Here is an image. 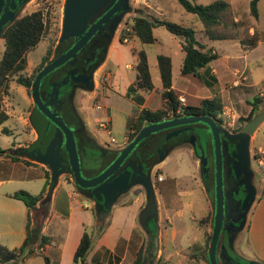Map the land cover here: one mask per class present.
<instances>
[{
	"label": "rangeland",
	"instance_id": "374dc122",
	"mask_svg": "<svg viewBox=\"0 0 264 264\" xmlns=\"http://www.w3.org/2000/svg\"><path fill=\"white\" fill-rule=\"evenodd\" d=\"M190 1L208 4L215 0ZM226 1L228 2V7L222 14L223 23L216 27L218 32H226L225 34L230 35V33H232V28L230 26L231 22L240 21L244 22L245 25L241 27V33H244L245 30L251 33L255 29L259 32L262 41H264V0H259L257 3V20L249 13L250 0ZM63 2L64 0H32L24 6L21 12V15H23L35 10H42L45 30L36 48L26 54L24 67L14 74H9L7 83L3 84L0 88V112H4L7 115L5 121L0 124V147L7 149L10 155L18 154L16 150L18 149V147H16L18 146L17 144L22 146L26 145V147H28L38 137V132L36 128L33 127L31 119L35 108L31 99L30 87L27 88L21 85L18 78H26L35 74L37 70L42 67L44 61H48V58L52 55L61 33ZM130 5L135 11L125 13L120 25L115 30L112 38L114 39L113 48L110 50L108 58L106 55L107 64L105 63V58L97 68L96 73H94L96 86L99 84L98 89L104 90L103 95L105 97L101 95L103 96L102 101H104L105 98L109 100L106 114L110 118L109 125L111 135L115 138L116 143L110 142V136L104 129H97L98 140L114 148L117 144L119 145L122 142V137L126 133L127 137H131L135 132L137 128L136 119L139 115L140 108L146 107L151 111L164 109L165 106L163 107L160 102L161 91L163 89L159 91L161 82L157 66L158 54L170 56L172 62V82L175 86L185 90L187 85H192L197 96H212L210 98L221 103L222 111L225 110L226 117H223L224 115L222 114L219 116L221 118L220 124L225 129L232 131L237 129L242 122L237 119L235 123L231 125L228 119L229 102L233 96L235 97L236 93L230 90V84L232 82L228 81V76L225 74L224 68H228V57L236 58L242 56L244 51H242L243 49L240 47L239 43H237L238 40L226 38L224 40L213 41V45L219 57L215 60L212 67H207L200 71L204 74V78L209 80L210 84L201 80H189L190 78L188 79V84H186L187 79L180 75V68L184 57V51L179 47L181 39L171 34L165 27L158 26L153 29L155 41L153 43H142L137 40L133 34L129 35L130 32H132L131 22L135 16L140 14L164 18L192 27L196 30V36L199 41L205 42L206 36L204 35V30L198 16L186 11L178 0H130ZM228 25L230 27H228ZM127 32H129V34ZM122 34H125L126 37L121 42L120 36ZM3 49L4 44L3 40H1L0 58L2 57ZM49 49L51 53L47 55ZM141 49L144 50L147 55L154 88L148 92L140 91L144 98H146V103L143 102L141 106H138L126 96V90L135 78V51ZM260 52L261 50L257 49L249 58L260 54ZM44 58L46 59L44 60ZM211 70H215L220 77L219 82H217V80L213 81L210 77H207V74L211 75ZM249 71H251L254 77L253 79H249L253 82L258 79H264V60L258 59L257 62L250 64L247 74ZM241 86L245 87L244 85ZM261 86H264V81L263 83L260 82L259 85H253V88L254 90H258ZM249 93L250 92L245 91L244 94L248 95ZM255 97H257L256 93L254 97L250 98L249 102ZM73 98L74 108L71 110L70 106L67 104L64 109L68 116L67 121H71L70 116L78 117L82 115L79 108L86 106L90 109L88 106V96L86 94L75 92ZM36 116L40 118V116ZM168 116H171V114L169 113ZM102 119L105 120V116H103ZM193 125L197 126V131L199 129L206 131L209 136L208 140L210 139L208 144L203 147L202 141H204V136L198 135L199 137H196L193 134L197 148H204V153L208 160L207 166L210 175L208 184L207 182H202L203 179L201 177L203 174L200 173L198 162H196L197 158L188 147H179L172 152L161 169L165 181L160 182L157 180L156 175L161 172L159 169L155 172V176H151L157 200L156 207L158 214L156 221L158 227L155 226L156 223L152 227L151 219H147L148 229L152 227L154 230H149V234L144 231L139 221V213L144 207L143 205L138 213L137 227L133 231L134 237L130 239V243L122 239V242L127 244L128 256L122 264H127L129 257L133 255V251L137 247V242L142 232L145 234L142 244V264H147L148 261H150V264H208L207 248L209 240H207V237L212 231L214 209V154L209 129H204L201 123H194ZM3 127H6L10 132H2L1 129ZM259 132L257 143H259V141L263 143L264 123L259 127ZM59 135V132L53 128L50 137L53 136V138H57ZM180 139L181 137L179 140ZM225 140L226 139L222 140L223 153L227 151L225 149ZM183 144L189 146L188 143ZM233 150H235V147ZM63 151L65 152V150ZM111 154L100 159L101 161H99L98 164L100 165L103 164L104 161H107L108 158L111 157ZM19 156L18 160L11 161L12 159L9 157L7 162L3 161L0 163V179H5L4 183L0 186V245L6 246L7 248H10V246L17 247L21 244L25 235V225L29 214L28 208L23 201L9 197V194L18 190H25L36 195L41 191L43 184L38 174L44 171L42 168L45 166L33 157L27 155ZM99 165L98 167H100ZM49 173H51L50 169ZM82 173L84 176L91 174V167H83ZM28 174L30 175L28 176ZM240 175H247V173L245 171ZM50 179L49 184L51 181ZM65 180L70 182L73 181L71 172L63 171L59 175V182L54 185V190H52L53 193H51L52 199H49L50 203L47 202L48 200L41 201V207L38 210L33 209L34 211L32 215H30V220H32L31 223L33 224L34 222L33 225L35 226H41L42 219L45 216L47 217L48 225L46 226V230H44L45 232L42 233L52 236V243L55 246L57 245L63 248L62 256L61 258L58 254L53 256L54 251H52L49 261H46L45 254L41 252V254L36 255L34 261L29 264H56L58 260L62 261L63 264H74L73 251L78 245L82 233L85 231L92 236L93 245L101 232L107 227V218L112 208L110 210H106L105 208V211H98V207L95 205H93L92 209L87 208L84 205L91 204V200L87 198L83 199V201L78 199L79 203H70L69 189H73V187ZM254 185L258 190L256 194L257 199L258 195L263 196L264 194V174L260 176L257 174L254 179ZM48 187L49 185L46 186L49 191ZM141 187L138 188L145 197L144 190L141 189ZM126 193L120 194L113 205L120 202L119 199ZM45 194L47 195V192ZM44 197L45 195L43 198ZM74 197L77 198V195H74ZM159 201H161V204ZM38 215L40 216L38 217ZM168 217L171 218V221L168 220ZM157 228L162 232V252L159 258L156 257L158 252L155 251L159 236L156 234L157 239L155 240L153 233L157 231ZM166 229H168L169 233L174 232L175 234V239L167 243L168 247L165 245L166 236L164 234ZM238 234L235 236V241H233V247L234 243H237ZM243 234V236H246L247 231ZM219 243L217 260L219 264H222L218 254L220 250ZM229 249H231V247ZM226 254L228 255L229 252ZM227 257L228 264H234V260L229 256Z\"/></svg>",
	"mask_w": 264,
	"mask_h": 264
},
{
	"label": "trees",
	"instance_id": "16d2710c",
	"mask_svg": "<svg viewBox=\"0 0 264 264\" xmlns=\"http://www.w3.org/2000/svg\"><path fill=\"white\" fill-rule=\"evenodd\" d=\"M258 1L259 0L249 1V13L256 20L258 19ZM178 2L184 7L186 11L198 16V19L200 20L204 30V35L209 40H223L226 38L237 39L241 48L245 52L250 51L258 45L260 41V34L257 30L254 29V31L251 33L248 30H245L244 33H241L240 29L242 26H245L244 22L232 21L230 24L232 33H230V35L225 34L226 32H218L216 27L223 23L222 14L228 7V2L226 0H215L208 4H200L197 2H192L190 0H178ZM158 26L165 27L166 30H168L171 34L181 39V48L184 51V57L180 68V75L198 79V81L201 80L210 84L209 80H206V78H204L205 76L200 72V69L206 67L210 62L217 59L219 57V54L213 49V47H207L206 44L199 41L196 36V30H194L192 27L179 24L164 18L147 15L145 16L140 14L135 16L131 22L132 32H130V34L129 32L127 33L129 35L133 34V36L142 43H153L155 41L153 29ZM230 26L228 25V27ZM44 30L45 21L43 17V11L39 9L20 16L19 18L14 20L12 25L5 31L3 36L4 49L2 57L0 58V88L3 84L7 83L9 74H14L24 67L26 54L36 48V46L42 39ZM125 37V34H122L120 36V41L122 42ZM50 52L51 50L49 49L47 55H49ZM135 54V78L133 82L127 87L126 96L139 106L144 102V96L143 94H141V92H148L152 90L153 83L151 80L147 55L145 51L142 49L137 50L135 51ZM45 59L46 58H44V60ZM157 66L161 86L163 89L161 91L160 102L162 103L163 107H165L163 110L158 109L154 111H151L146 107L140 108L139 115L136 119V131L142 125H145L148 122H155L163 118H169L172 116H180L183 113H204L212 116L215 120L216 115L220 116L222 111L221 103L212 98H199L190 94H186L184 98L185 103L181 104L179 100V95L181 94V92L172 87V62L170 56L158 54ZM35 74L26 78L19 77L18 81L21 85L28 88L31 86V82L34 79ZM207 77H210V79L213 81L216 80L213 75L207 74ZM189 90L191 91L192 89ZM260 102V97L257 96L253 98V100L250 102L251 110L249 114L245 117H240L239 120H250L254 116V114L260 111ZM169 113L171 114V116H168ZM36 115L40 116V118H38ZM6 118L7 115L4 112H0V124L4 122ZM31 119L33 127H35L38 132V140L34 141L28 147H21L16 150L19 155H27L29 157L35 158L39 151H43V146L46 145L48 131L45 128V118L36 108ZM1 131L4 133L10 132L6 127H3ZM135 132L131 135V137L134 136ZM40 141H43V143H41ZM35 146L36 148L34 149ZM153 151V148L148 149L147 155H149V153L151 152L153 155ZM18 154L10 155L7 149H3L0 147V156H5L8 158L10 157L12 161L19 159L20 156ZM152 158H150L152 160L151 163H154ZM61 163L65 166L64 171L71 172L66 153L63 154ZM49 174V170H45L44 177L46 178V180L40 194L33 195L28 191L18 190L9 194V197L23 201V203L28 208V211L34 209L37 202L42 198L47 184H49ZM72 182L77 192L87 195V197H91L88 194V189L81 188L76 185L74 181ZM53 187L54 186L51 185L50 190L46 195L47 198H45V200L49 199V195ZM30 221V214H28V219L25 226L26 236L19 247L8 249L7 247L0 245V263L16 261L20 258L23 259L29 257L36 250H39L45 243L48 242L49 237L40 234V226H31ZM210 236L211 233L208 234L207 240H210ZM92 242V236L84 231L73 255V262L75 264H87L86 258L88 253L92 249ZM142 247L143 246L141 245L137 250L135 258L131 264H142ZM147 264H150V261H148Z\"/></svg>",
	"mask_w": 264,
	"mask_h": 264
},
{
	"label": "water",
	"instance_id": "95a60500",
	"mask_svg": "<svg viewBox=\"0 0 264 264\" xmlns=\"http://www.w3.org/2000/svg\"><path fill=\"white\" fill-rule=\"evenodd\" d=\"M79 1V0H78ZM81 1V0H80ZM106 0H82L85 4V8L77 9L76 12L73 7L76 4V0H66L64 8V24L61 30L60 40L74 35L80 34L81 30L85 29L79 21H72L73 18L81 19V17H86L88 14L93 12L96 7L100 4L105 3ZM124 0H119L116 5H114L110 10H108L103 16L98 20V24L89 27L86 35L80 38L70 49L66 52L60 54L52 61L44 65L34 76L33 81L30 86V94L35 108L42 114L45 118V128L48 131V136L46 138V145L43 146V151L36 155V160L50 167L51 169V185L56 183V180L60 173L65 170V166L61 163L62 156L60 155L59 147L63 146L69 168L73 177V181L76 185L81 188L92 190V198L94 199L95 206L98 207V211H105L111 209L113 203L117 197L123 193L128 192L133 186L140 185L144 189L145 204L139 213V221L144 231L149 234V229L147 227V219H157V207H156V197L154 191V185L150 176V169L146 171L142 170V165L137 164L135 160L130 158V153L134 147L143 139L149 138L153 133L160 131L162 129L175 127L183 124H190L195 122H202L207 125L212 136V146L214 154V213L212 222V231L207 248V259L208 264H219L217 260V249L220 240V234L223 229V219H224V193H223V160H222V139H221V127L217 124V121L210 115L207 114H189L182 116H172L164 120L148 122L143 125L134 138L124 145L121 149L114 150L111 157L100 167L104 169L97 175L92 177H85L81 172V165L79 154L76 146V139L74 137L73 130L68 126L64 119L55 111L52 110L48 103L44 101L40 92V82L41 79L46 76L53 69L59 67L67 60L72 58L78 49L82 47L86 39L92 34L95 27L101 25L107 18V16L118 9V4H121ZM79 29V30H77ZM87 37V38H86ZM264 118V110L254 114V116L246 121L240 130L233 133L232 138L234 141L235 150L233 153L234 162L230 167V171L238 176L246 171L247 180L245 181L246 188L248 189V195L244 199L243 208L248 209L249 205L252 203L256 195V187L254 185V179L257 173L253 170L251 166L252 158L250 156V138L256 131L259 124ZM52 123L49 127V123ZM59 132V137H50L52 134V129ZM180 131V130H179ZM178 132V131H177ZM156 138H150L143 144L142 151H146L153 148V161L155 164L159 162L163 157V152L156 149L157 145ZM179 144L188 143L192 146L194 153L199 159L200 173L205 176L208 175V161L204 154L202 148H197L195 143L194 135L187 133L185 137H181L178 141ZM115 152V153H114ZM114 153V154H113ZM144 154V153H143ZM112 155L115 157L112 160ZM104 158V157H103ZM102 158V159H103ZM101 161V160H100ZM111 161L109 164L108 162ZM101 163V162H100ZM38 210V209H37ZM243 224H238L241 229ZM155 240L157 239V231H154ZM234 238V237H233ZM233 238L229 239L230 247L228 256L234 260V264H262L255 260L246 259L240 257L236 254L233 248ZM157 242V241H156ZM157 246V245H156ZM156 251V250H155Z\"/></svg>",
	"mask_w": 264,
	"mask_h": 264
},
{
	"label": "flooded vegetation",
	"instance_id": "af4514ba",
	"mask_svg": "<svg viewBox=\"0 0 264 264\" xmlns=\"http://www.w3.org/2000/svg\"><path fill=\"white\" fill-rule=\"evenodd\" d=\"M30 1L32 0H0V41L3 40L5 31L12 25L14 20L22 16L21 12L23 11L24 6L28 4ZM117 2H119V0H106L105 3H102L100 4V6L93 9L94 11L88 14L85 18L84 17H81V19L73 18L72 21L74 20L77 22L79 21L83 26H85V29L81 30L80 34H74L68 36L63 40H60L61 37V33H60L59 39L53 49L52 55L48 58V61L46 62L44 61L42 67L47 63H49L50 61H52L57 56H59L60 54L70 49L80 38L86 35V32L88 31L89 27L98 24L97 22L100 19V17L103 16L108 10H110V8L116 5ZM65 4H66V0H64L63 2L61 30L65 20L64 17ZM76 4L77 5L73 7V10H75L74 12H76L77 9L80 10L81 8L86 7L85 4H83L82 0L81 1L76 0ZM117 6L118 9L115 10L113 13L109 14L106 20L98 27H95V29L92 31V34L88 38L86 37L87 38L86 41L84 42L82 47L77 50V52L72 58L67 60L59 67L53 69L46 76H44L40 82L39 89L44 101L48 103L49 107L52 110H55L60 116H62L64 118L65 123L68 126H70L73 130L74 137L76 139L78 154L81 159L80 161L81 172L83 170V167L85 168L91 167L92 173L88 174L85 177H92L99 174L104 168L98 167L99 165L98 162L103 157L105 156L107 157L109 153L113 152L115 149L109 144L106 143L98 144L95 141L90 131L86 127L82 115H79L78 117L70 116L71 121H67L68 116L66 115L64 109L67 104L70 106L71 110L74 108L73 96L75 92H82V94H86L88 96L89 108H93V106L97 108L100 107L99 101L104 96L103 95L104 90L102 91L100 88L98 89L99 84L96 86L95 84L96 78L94 73H96L97 68L106 58L109 44L114 36V32L117 29V27L120 25L125 13H128L130 11H135V9L134 8L132 9L130 5V0H124L121 4H118ZM39 70H37V72ZM182 115H189V113H183ZM164 119L166 118H163L161 120ZM216 121L217 124L220 127H222L221 129H223L221 130L220 135L222 140L226 139L225 149L227 150L224 151V153L222 151V160H224L223 170H222L223 193H224V219H223V229L220 234V240H219L220 250L218 254L222 264H228L229 263L227 257L228 255L226 253H228V250L230 248L229 239L231 238V236L232 238L233 237L235 238V236H237L239 231L242 230V228L246 227L252 205L255 202L257 195H255L248 209L243 208L244 199L248 195V189L246 188L245 185V181L247 180V175L235 176L233 172L230 171V167L234 162L233 149L235 146L233 142L234 140L232 138L228 139V137L232 136L233 133L239 131L240 127L242 126V123L238 126L237 129L232 131L229 129H225L220 124L221 118L219 117V115H216ZM195 123H201V125L204 126V129L208 128L207 125L202 122H195ZM193 124L194 123L178 125L175 127L162 129L160 131L153 133L149 138L141 140L134 147V149L129 155L130 158L135 160L137 164L140 163L142 165V170L146 171L149 168L150 176L153 175L155 176V172L152 171V167L154 164L151 163L152 160L150 159L153 156L152 152L149 153V155H147L148 154L147 150L141 152L140 150L142 149L143 144H145L146 141L150 138L152 139L156 138L157 139L156 142L158 141L157 143H155L157 145L156 149L158 150L160 149L163 152L162 159L166 157L173 149L178 147L179 138L185 137L187 133L194 134L196 137L198 135L200 136L203 135L204 141H202L201 139L200 140L202 141L204 147L210 141V139L208 140L209 136L206 131H203L201 129L197 131L196 130L198 129L197 126ZM50 125H52L51 122L49 123V127ZM138 130L137 131L135 130L136 132L134 136L136 135ZM134 136L127 137L125 145L129 141H131L134 138ZM210 138L212 140L211 133H210ZM36 140H38V137L36 138ZM41 143H43V141ZM35 148L36 146L34 147V149ZM58 149L60 151V154L63 156V154L65 153L63 151L64 150L63 146H60ZM250 156L253 160L251 154ZM114 158L115 157H113L112 160ZM110 162L111 161H109L108 164ZM251 166H252V161H251ZM201 178L203 179V180L201 179L202 182L205 183L207 182L208 184L210 180V175L209 173L207 176L203 174ZM87 189H88V194L92 198L91 195L92 190L90 188ZM141 189L143 188L141 187ZM151 223H152L151 224L152 227L155 223H156L155 226L158 227V223L156 220L151 219ZM241 223L243 224V226L240 229L238 227V224L240 225ZM152 227H150L149 230L153 231L154 229Z\"/></svg>",
	"mask_w": 264,
	"mask_h": 264
},
{
	"label": "crops",
	"instance_id": "0c3cea01",
	"mask_svg": "<svg viewBox=\"0 0 264 264\" xmlns=\"http://www.w3.org/2000/svg\"><path fill=\"white\" fill-rule=\"evenodd\" d=\"M213 41H215V40H213ZM213 41H211L205 37V42H203V43L206 44L207 47H210V46L213 47L215 50V47L213 45ZM234 41H236V40H234ZM113 43H114V39H112L110 44H109V48H108V52H107V58H108L110 50H112V48H113ZM179 45H180L179 47L181 48V43ZM257 49L261 50L260 54L249 58L253 54V52L256 51ZM242 51H244V50H242ZM107 58L105 60L106 64H107ZM258 59L264 60V41H262L261 38H260L258 45L255 48H253L247 52L244 51L242 56H238L236 58L228 57V60H229L228 61L229 62L228 68H224V71H225V74H227V76H228V81L232 82L230 84L231 85L230 90H232L233 92L236 93L235 97L233 96L231 98V101L229 102V107H228V116L232 117V119L228 118L230 120L231 125H233L237 119H238V121H240L239 120L240 117H245L249 114V112L251 110V105H250L249 100L251 97H254L255 93L261 99V102L259 103L260 111L264 110V86H261V88L258 90H254V88H253V85H259L260 82L263 83L264 79H258L257 81L253 82L251 79H253L254 77H253L251 71H249V73L247 74V71H248L250 64H252L253 62H257ZM215 60L210 62L206 67L201 68L200 71L202 69L207 68V67H212ZM230 62H231V64H230ZM210 74L216 78L217 82L220 81V77L217 75L215 70H211ZM182 77L187 79L186 84H188L189 77H185V76H182ZM249 78H251V79H249ZM189 80L196 81L198 79L190 78ZM241 85H244L245 87H242ZM172 87L174 89L178 90L179 92H181V94L179 95V98L181 97L184 99L186 94H190L192 96L199 97V98H208V97L210 98V97H212L209 95L207 97L206 96L205 97L197 96L195 93V89L192 87V85H187V88L185 90H183V89H180L177 86H175L172 82ZM153 88H154V86H153ZM189 89H192V90L190 91ZM161 90H162V86L159 88V91H161ZM245 91H248L250 93L248 95L244 94ZM144 99H145L144 102L146 103V98H144ZM108 102H109V100L105 98L104 101H102V99L99 101L100 107H98V108L94 107V106H93V108H90V109H88V107H86V106L79 108L81 113H82V116L84 118V123H85L86 127L88 128L92 137L95 139V141L98 144H100L101 142H100V140H98L97 129H102L99 127V122L101 120H104V119H102L103 116H105V120H108L110 122V118L106 114ZM184 103H185V99L183 101H181V104H184ZM260 111H258V112H260ZM221 114L224 115L223 117H226L225 116V110H223L221 112ZM241 122L243 125L246 121H241ZM263 123H264V118H263L262 122L259 124V126L257 127L254 134L251 136L250 146H249L250 147L249 152L253 157L252 168L259 176L264 174V142L261 143L262 141H259V143H257L258 136L260 133L259 127ZM126 138H127V133L122 137V142L119 145L117 144V146L114 147V149L115 150L121 149L126 143ZM114 143H116V140ZM17 145L18 146H16V147H18V148H20L22 146L20 144H17ZM183 146L188 147V149L193 152V154L197 158L196 162H198V166H199V159L196 156V154L194 153L192 146L190 144H189V146H187L186 144H179L178 147L173 149L166 157H164L162 160H160L159 162H156L153 165V167H152V171L154 170L153 172H156L158 169L161 171L160 173H158L156 175L157 180H158L159 175L162 177V179L158 180V181H160V182L165 181L164 174L161 170L165 161L169 158V156L172 152L177 150L179 147H183ZM22 147H26V145H24ZM14 149H15V147H14ZM257 160L262 161V164L258 165ZM3 161L7 162L8 157L0 156V163ZM41 164L45 167L42 168L44 171L41 174L39 173L38 176H39V179L43 181V184H42V187H43L45 184V180H46V178L44 177L45 170L46 169L49 170L50 167L46 166L43 163H41ZM199 170H200V166H199ZM50 172H51V169H50ZM51 173L49 174L50 175L49 179L51 178ZM29 175L30 174H28V176ZM58 178H59V176H58ZM58 178H57L56 183L54 185H56L59 182ZM4 181H5V179H2V178L0 179V186L4 183ZM65 181H67V180H65ZM67 182L69 183V185H72L71 187H73V189H69L70 203H72V202L79 203L78 199L83 201V199L87 198V199L91 200V204H87L84 206L92 209L93 205L95 204L94 199L91 197H87V195H84L80 192H77L74 185H73V182H70V181H67ZM48 185H49L48 188L50 190V184H47V186ZM54 187L52 190H54ZM138 187L139 186H133V188L129 191L130 193H126L123 197L121 196L122 198L119 199L120 202H117L116 204H114L112 206L110 215L107 218L108 219L107 227H106V229H104L101 232V234L97 238V241L92 245V249L90 250V252L88 253L87 258H86L87 264H122L123 261L126 260V258L128 257L127 256V244H124V242H122V239H124V240H126V242L130 243V239H132L134 237L133 231L137 227L138 213L141 210V208L143 207L144 201H145V197L143 196V194L141 193V191L139 190ZM52 190H51V193H53ZM40 192H39V194H40ZM46 192H47V194L49 192L47 190V188H46L45 192L43 193V196L45 195V197L43 198V196H42V198L37 202L34 209L37 210L41 207V205H40L41 201H45V198H47L46 194H45ZM257 192H258V190H257ZM257 192H256V194H257ZM51 193L49 195L50 200L52 199ZM262 194H263V192H262ZM74 195H77V198L74 197ZM155 197H156V194H155ZM49 199L47 201L48 203H50ZM159 203L161 204V201H159ZM156 204H157V200H156ZM33 211H34L33 209L29 210V214L32 215ZM40 215H41V213H40ZM40 215H38V217ZM42 220H41L42 225L40 226V234L45 235L42 232H45L44 230H46V226L48 225V219L45 216ZM168 220L171 221V218L168 217ZM31 222H32V220L30 221V225L33 226L34 222H33V224ZM126 225H128V226H126ZM245 231H247V235L243 236L244 235L243 233ZM239 232L240 233L238 234V237H237V243H234V247H233L236 254L240 257L250 259V260H255L257 262L264 264V194H263V196L258 195L257 199L255 200V202L252 205V208H251V211L249 214L248 223H247L246 227L242 228V230H240ZM157 235L159 236V238H158V245L156 246V252H158L156 257L159 258L161 255V252H162V248H161V246H162V237H161L162 232L159 230V228L157 230ZM164 235L166 236V238H165L166 244L165 245H166V247H168L167 243L171 242L175 239L174 238L175 234H174V232L169 233L168 229H166ZM25 236H26V228H25V235H24L21 243L23 242ZM45 236H48V235H45ZM144 236H145V234L142 232L140 234V238L137 242V247L134 249L133 255L131 257H129V261L127 262V264H131L132 261L134 260L137 250L143 244ZM48 237H49L48 242L45 243L39 250H36L31 256L23 258V259L20 258L16 261L5 262V263H0V264H29V263L33 262L36 255L41 254V252H43L45 254L46 261H49V258L52 255L51 254L52 251H54L53 256L58 254V256H60V258H61L63 248L59 247L57 245L55 246L52 243L53 242L52 236L49 235ZM122 237H125V238H122ZM235 239L236 238H234L233 241H235ZM79 241H80V239H79ZM19 246H17V247H19ZM12 247L13 246H10V248H8V249L17 248V247H13V248ZM76 248H77V246L75 247V249L73 251V255H74ZM125 252H126V254H125ZM55 261H57V260H55ZM56 264H63V263H62V261L58 260Z\"/></svg>",
	"mask_w": 264,
	"mask_h": 264
},
{
	"label": "built area",
	"instance_id": "2783aa9c",
	"mask_svg": "<svg viewBox=\"0 0 264 264\" xmlns=\"http://www.w3.org/2000/svg\"><path fill=\"white\" fill-rule=\"evenodd\" d=\"M181 101H183L184 99L183 98H179ZM228 118L232 119V117L228 116ZM99 127L104 129L107 134L110 136V142H115V138L111 135V129H110V126H109V121L108 120H101L99 122ZM257 164L258 165H261L262 164V161L260 160H257ZM162 177L159 175L158 176V180H161Z\"/></svg>",
	"mask_w": 264,
	"mask_h": 264
}]
</instances>
